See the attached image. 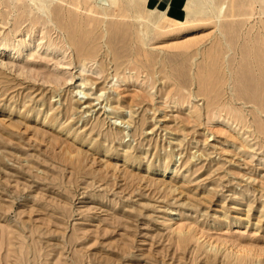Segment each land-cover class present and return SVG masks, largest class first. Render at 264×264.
Wrapping results in <instances>:
<instances>
[{
  "label": "rangeland",
  "instance_id": "rangeland-1",
  "mask_svg": "<svg viewBox=\"0 0 264 264\" xmlns=\"http://www.w3.org/2000/svg\"><path fill=\"white\" fill-rule=\"evenodd\" d=\"M72 1L43 15L0 0V264H236L238 249L264 264V0H213L186 22L161 19L174 0L108 17ZM80 37L95 58L79 61Z\"/></svg>",
  "mask_w": 264,
  "mask_h": 264
},
{
  "label": "bare ground",
  "instance_id": "bare-ground-1",
  "mask_svg": "<svg viewBox=\"0 0 264 264\" xmlns=\"http://www.w3.org/2000/svg\"><path fill=\"white\" fill-rule=\"evenodd\" d=\"M20 1H22V0H19V2ZM57 0H26V2H27V4H29V6H30V8L32 7L34 10H36L37 9V11L38 12H40V14H43V15H45V14H49V11H50V9H51V7L53 6V4L56 2ZM64 1V0H63ZM72 1V0H71ZM87 1H89V2H93L94 3V5L96 6V8L99 10V12H101V14H103V17L105 16V17H108V16H110V15H108V11L109 10H111L112 8H114L115 6H118L117 8L119 9V6H121L122 7V5L120 4L121 2H123V0H87ZM129 1V0H128ZM189 1V3L190 2H193L194 3V1L196 2V5H192V4H186L185 6H182V7H179L178 5H173V6H171L170 8H169V10L161 17V19H166V17H168L171 13H173L175 16H176V19H178L179 21H183V22H186L187 21V19H191V18H194V16H200V15H202V14H208V12L211 10V12H215V9H214V3H213V0H188ZM25 2V1H24ZM73 2V1H72ZM78 2V1H77ZM136 2V1H135ZM12 3V2H11ZM84 3H86V0H85V2ZM147 3V2H146ZM14 2H13V6H14ZM64 4H66V3H64ZM82 4V3H81ZM92 4V3H91ZM124 4V3H123ZM129 4V3H128ZM127 4V5H128ZM15 5H17V4H15ZM25 5V4H24ZM60 5H61V3H60ZM126 5V6H127ZM132 5V4H131ZM68 6H70V5H68ZM73 6V5H72ZM85 6V5H84ZM92 6H93V4H92ZM9 7V6H8ZM11 7V6H10ZM9 7V8H10ZM15 7V6H14ZM61 7V6H60ZM74 7H75V5H74ZM73 7V9H75ZM78 7V6H77ZM120 7V8H121ZM133 8L134 10H136V11H134L135 13L137 12V9L138 8H141L142 6H140V7H138L137 6V9L135 8L136 7V5H135V7H133V6H128V9H130V8ZM36 8V9H35ZM69 8V7H68ZM72 8V7H71ZM79 8V7H78ZM78 8H77V10H78ZM122 8H124V7H122ZM121 8V9H122ZM153 8V7H152ZM23 9H24V7H23ZM66 9V8H65ZM86 9V8H85ZM120 9V12H123V10H121ZM15 10V9H14ZM17 10V9H16ZM62 10H63V8H62ZM61 10V11H62ZM76 10V9H75ZM126 10H127V8H126ZM140 10V9H139ZM144 10V9H143ZM146 10H150V9H146ZM153 10V9H152ZM24 11H26V10H24ZM24 11H23V13H24ZM31 12H32V10H30ZM82 11V10H81ZM94 11V10H93ZM221 11V10H220ZM36 12V11H35ZM37 12V13H38ZM48 12V13H47ZM69 12V11H68ZM78 12V11H77ZM89 12V11H88ZM96 12V11H95ZM94 12V13H95ZM118 12V11H117ZM140 12V11H139ZM146 12V11H145ZM20 13V12H19ZM18 13V14H19ZM54 13V12H53ZM64 13V12H63ZM69 13H72V12H69ZM69 13H67V14H65L64 13V15H69ZM76 13V12H75ZM92 13V12H91ZM124 13V12H123ZM40 14H38V15H40ZM62 14V13H61ZM99 14V13H98ZM117 14V13H116ZM141 14H142V12H141ZM216 14V13H215ZM214 14V15H215ZM217 14H221V12L220 13H217ZM22 16H23V14H21ZM51 15H53L52 14V11H51ZM55 15V14H54ZM58 15V14H57ZM56 15V16H57ZM63 15V16H64ZM70 15H72V14H70ZM93 15V14H92ZM91 15V16H92ZM96 15V14H95ZM153 15H154V13H153ZM159 15V14H158ZM211 16H214V15H212V14H210ZM34 16H36V15H34ZM59 16H61V15H59ZM76 16V15H75ZM79 16V15H78ZM113 16H115V13H114V15ZM113 16H111V17H113ZM130 16V15H129ZM128 16V17H129ZM133 16V15H132ZM146 16V15H145ZM210 16V17H211ZM218 16V15H217ZM24 17H25V15H24ZM50 17V16H49ZM70 17V16H69ZM68 17V18H69ZM73 17V16H72ZM122 17V16H121ZM126 17H127V15H126ZM26 18H27V15H26ZM25 18V19H26ZM29 18V17H28ZM44 18V17H43ZM51 18V20L52 19H54L53 17H50ZM64 18H65V16H64ZM67 18V17H66ZM89 18H90V15H89ZM92 18V17H91ZM90 18V19H91ZM110 18V17H109ZM108 18V19H109ZM139 18H141V17H139ZM153 18V17H152ZM196 18V17H195ZM214 18V17H213ZM216 18V17H215ZM219 18V17H218ZM31 19H32V17H31ZM30 19V20H31ZM36 19H38V18H36ZM46 19V18H45ZM55 19H56V17H55ZM72 19V18H71ZM89 19V20H90ZM112 19V18H111ZM115 19H116V17H115ZM120 19V18H119ZM125 19V18H124ZM137 19V18H136ZM135 19V20H136ZM205 19V18H204ZM29 20V19H28ZM47 20H50V19H47ZM57 20V19H56ZM65 19H63L62 21H64ZM69 20V19H68ZM75 20V19H74ZM73 20V21H74ZM82 20H83V17H82ZM84 20H86V17H85V19ZM92 20V19H91ZM95 20V19H94ZM93 20V21H94ZM123 20V19H122ZM216 20H217V18H216ZM219 20V19H218ZM36 21H38V20H36ZM55 21V20H54ZM78 22H79V20H77ZM98 21V19L96 18V21L95 22H97ZM109 21H111L110 19H109ZM119 21V20H118ZM127 21H128V19H127ZM129 21H130V18H129ZM147 21V20H146ZM149 21V20H148ZM158 21V20H157ZM28 22V21H27ZM31 22V21H30ZM29 22V23H30ZM35 22V21H34ZM44 22V21H43ZM42 22V23H43ZM66 22V21H65ZM70 22H71V20H70ZM91 23H92V21H90ZM152 22H155V21H153V19H152ZM151 22V23H152ZM25 23V22H24ZM37 23V22H36ZM38 23H39V21H38ZM37 23V24H38ZM58 23H60V22H58ZM62 23V22H61ZM69 23V22H68ZM73 23V22H72ZM82 23V22H81ZM86 23H88V22H86ZM107 23V22H106ZM122 23V22H121ZM128 23H130V22H128ZM150 23V22H149ZM157 23V22H156ZM31 24V23H30ZM64 24V23H63ZM67 24V23H66ZM77 24V23H76ZM119 24V23H118ZM133 24V23H132ZM146 24V26H148L147 25V22L145 23ZM145 24H144V29H145ZM40 25H41V23H40ZM49 25V24H48ZM55 25H57L56 23H55ZM61 25V24H60ZM79 25V24H78ZM51 27H52V25H50ZM58 26H59V24H58ZM68 26H69V24H68ZM67 26V27H68ZM76 26V25H75ZM74 26V28H76ZM107 26H108V24H107ZM33 27H35L34 25H33ZM79 27V26H78ZM87 26L85 25L84 26V28H86ZM101 27V26H100ZM110 27V26H109ZM119 27V26H118ZM122 27V26H121ZM143 27V26H142ZM150 28H151V26H149ZM38 28V27H37ZM46 28V27H45ZM59 28V27H58ZM58 28H56V29H58ZM90 28V27H89ZM97 28V27H96ZM112 28H113V26H112ZM117 28V27H116ZM137 28V27H136ZM150 28H149V33H150ZM155 28V27H154ZM60 29V28H59ZM69 29V28H68ZM71 29V28H70ZM93 29H94V27H93ZM100 29H103V28H100ZM114 29H115V27H114ZM129 29V28H128ZM132 29V28H131ZM152 29V28H151ZM65 30H66V26H65ZM65 30H63V31H65ZM78 30V29H77ZM82 31H83V29H81ZM92 30V29H91ZM116 30V29H115ZM146 30V29H145ZM56 31V30H55ZM60 31H61V29H60ZM67 31H69V30H67ZM75 31V30H74ZM73 31V28H72V32H74ZM79 31V30H78ZM81 31V32H82ZM89 31V30H88ZM117 31H118V29H117ZM140 31V30H139ZM142 31V30H141ZM153 31V30H152ZM62 32V31H61ZM85 32V31H84ZM94 32V31H93ZM111 32H113V30L111 31ZM127 32V31H126ZM126 32L124 33V35L126 34ZM133 32H134V29H133ZM64 33V32H63ZM75 33V32H74ZM86 33V32H85ZM106 33H107V30H106ZM115 33H117V32H115ZM143 33V32H142ZM142 33L140 34V38L142 37ZM147 33V32H146ZM40 34V33H39ZM46 34V33H45ZM65 34V33H64ZM63 34V35H64ZM71 34V33H70ZM89 34V33H88ZM88 34H86V36H88ZM94 34V33H93ZM92 34V35H93ZM96 34H97V32H96ZM119 34H120V32H119ZM128 34V33H127ZM137 34H139L138 32H137ZM82 35V34H81ZM85 35V34H84ZM91 35V36H92ZM118 35V34H117ZM123 35V34H122ZM144 35V37H145V34H143ZM149 35V34H148ZM68 36V35H67ZM78 36V35H77ZM104 36H106V35H104ZM103 36V37H104ZM108 36H109V34H108ZM112 36H113V34H112ZM71 37H72V34H71ZM85 37V36H84ZM123 37V36H122ZM74 38V37H73ZM79 38V37H78ZM83 38V37H82ZM118 38V37H117ZM120 38H121V36H120ZM68 39V38H67ZM75 39V38H74ZM97 39V38H96ZM100 39V38H99ZM103 39V38H102ZM111 39V38H110ZM113 39V38H112ZM133 39V38H132ZM69 40H71L70 39V37H69ZM78 40V39H77ZM76 40V41H77ZM80 40H81V37H80ZM94 38H92V37H88L87 39L85 38V39H82L81 41H79L78 40V42H72V41H68V44L70 45V47L74 50L75 48V45L76 46H79V47H82L83 48V50L81 51L80 50V52H79V61L80 62H84V61H88V60H91V59H93V58H95V53H94V49L93 48H90V46L92 45V44H95L94 43ZM112 41V40H111ZM110 41V42H111ZM114 41H115V39H114ZM114 41H113V43H114ZM130 41H132V40H130ZM26 42V41H25ZM119 42V41H118ZM117 42V43H118ZM124 42H126V41H124ZM123 42V43H124ZM133 42V41H132ZM143 42H145L144 40H143ZM142 42V43H143ZM147 42V41H146ZM7 43V42H6ZM9 43V42H8ZM23 43V42H22ZM107 43V42H106ZM51 44V43H50ZM107 44H109V43H107ZM116 44V43H115ZM125 44V43H124ZM141 44V43H140ZM12 45H13V43H12ZM16 45V44H15ZM64 45H65V43H64ZM66 45H67V43H66ZM106 45V44H105ZM110 45V44H109ZM120 45H121V43H120ZM134 45V44H133ZM143 45V44H142ZM27 47H28V45H26ZM39 46H40V44H39ZM126 46H128V45H126ZM18 48H21V47H25L23 44H18V46H17ZM17 47H15V48H17ZM29 47H30V44H29ZM58 47V46H57ZM133 47H134V49H135V46H132V49H133ZM138 47V46H137ZM142 47V46H141ZM145 47V46H144ZM0 48H3L4 50H9L11 47L8 45V44H5V45H3L2 47H0ZM36 48V47H35ZM70 48V49H71ZM85 48V49H84ZM98 48H99V46H98ZM118 48V47H117ZM131 48V47H130ZM129 48V49H130ZM57 49H59V48H57ZM81 49V48H80ZM141 49V48H140ZM107 50V49H106ZM104 51V50H103ZM131 51V50H130ZM129 51V52H130ZM137 51H138V48H137ZM140 51V50H139ZM77 52V51H76ZM105 52V51H104ZM134 52H135V50H134ZM142 52V51H141ZM148 52V51H147ZM74 53H75V50H74ZM97 53H98V51H97ZM124 53H125V50H124ZM146 53V52H145ZM103 54V53H102ZM101 54V55H102ZM140 54V53H139ZM98 55H99V53H98ZM123 55V54H122ZM128 55V54H127ZM126 55V56H127ZM130 55V54H129ZM145 55V54H144ZM77 56V55H76ZM134 56H136V55H134ZM142 56H143V54H142ZM146 56V55H145ZM74 57V59L76 58L75 56H73ZM124 57V56H123ZM147 57V56H146ZM71 58V57H70ZM108 58V57H107ZM118 58V57H117ZM125 58V57H124ZM127 58H129V57H127ZM133 58V57H132ZM144 59V58H143ZM143 59H142V61H143ZM157 59V58H156ZM104 60V59H103ZM108 60V59H107ZM121 60V59H120ZM135 60V59H134ZM138 60V59H137ZM146 60V59H145ZM75 61H77V60H75ZM105 61V60H104ZM112 61V60H111ZM148 61V60H147ZM158 61H160V60H158ZM187 61H188V59H187ZM71 62V61H70ZM119 62V61H118ZM162 62H163V60H162ZM92 63V62H91ZM98 63V62H97ZM138 63H139V60H138ZM141 63V62H140ZM75 64H76V62H75ZM137 64V63H136ZM159 64V63H158ZM80 65H83V64H80ZM98 65V64H97ZM110 66V65H109ZM141 66H143V65H141ZM157 66V65H156ZM148 67V66H147ZM153 68H154V64H153ZM142 70V69H141ZM137 71V70H136ZM145 71H146V69H145ZM142 72V71H141ZM143 72H144V70H143ZM112 74V73H111ZM189 78V77H188ZM192 78V77H191ZM129 79V78H128ZM193 79H194V75H193ZM131 80H132V78H131ZM129 82H130V80H129ZM192 82V81H191ZM192 85H194V84H192ZM128 87V86H127ZM197 87V86H196ZM126 88V87H125ZM82 93V92H81ZM232 93V92H231ZM82 95V94H81ZM172 95H173V93H172ZM84 97V96H83ZM227 100V99H226ZM42 102V101H41ZM179 102L180 101H178V104H179ZM45 103V102H44ZM16 104V103H15ZM44 105V104H43ZM91 106V105H90ZM23 107V106H22ZM26 107H27V105H26ZM34 107V106H33ZM45 107V106H44ZM107 107H109V105H107ZM111 107V106H110ZM24 108V107H23ZM28 108V107H27ZM120 108V107H119ZM33 109V108H32ZM41 109V108H40ZM72 109H73V107H72ZM74 109H75V107H74ZM89 109V108H88ZM121 109H123V108H121ZM17 110V109H16ZM27 110V109H26ZM115 110V109H114ZM124 110V109H123ZM33 111V110H32ZM119 111V110H118ZM69 112H70V109H69ZM132 112V111H131ZM130 112V114H132ZM50 114V113H49ZM48 114V115H49ZM57 114V113H56ZM55 114V115H56ZM47 115V119L49 118L50 119V121H51V123L52 124H54V125H57L58 124V122H59V120H58V116L56 117L55 115H53V114H51V115H49L48 116ZM11 116V115H10ZM45 118V117H44ZM3 121V120H2ZM40 121V120H39ZM61 121V120H60ZM5 122V121H4ZM25 122H26V120H25ZM46 122V121H45ZM1 123V122H0ZM50 123V124H51ZM129 123V122H128ZM28 123H20V122H14V121H7V126L8 127H10V128H12V129H15V130H19V131H24V129H25V131H28V130H30L29 129V126L27 125ZM46 124H47V122H46ZM49 124V125H50ZM52 124H51V126H52ZM67 124V123H66ZM123 124V123H122ZM125 124H127V123H125ZM5 126H6V124H4ZM62 125V124H61ZM73 125V124H72ZM1 126V125H0ZM5 126H3V129H5ZM32 126V125H31ZM66 126H68V125H65V126H57V127H60V129H64V127H66ZM71 126L69 125L68 126V128H70ZM60 131V130H59ZM30 132V131H29ZM33 132V131H32ZM62 132V131H61ZM70 132V131H69ZM25 133V132H24ZM28 133V132H27ZM83 134L84 133H86L85 131H83L82 132ZM0 134H2V132H0ZM34 134V133H33ZM36 134V133H35ZM34 134V135H35ZM76 134V133H75ZM78 134V136H81V134L80 133H77ZM87 134H89L88 132H87ZM40 135V134H39ZM33 136V135H32ZM36 136V135H35ZM40 136H43V135H40ZM58 136V135H57ZM74 136V135H73ZM86 137L88 136V135H85ZM84 136V137H85ZM90 136H91V133H90ZM89 137V136H88ZM88 137H87V140H88ZM94 137V136H93ZM98 137V136H97ZM43 138V137H42ZM44 138L45 139H40V140H46V138L47 137H45L44 136ZM51 138V137H50ZM53 139V138H52ZM96 139V138H95ZM13 140V139H12ZM91 140V139H90ZM97 140V139H96ZM0 141H1V139H0ZM65 141H66V139H65ZM75 141H76V139H75ZM77 141H80V140H77ZM45 142V141H44ZM69 142V141H68ZM41 143H42V141H41ZM54 143H56L55 141H54ZM57 143H58V141H57ZM73 142H71L70 143V145L72 144ZM85 143H86V141H85ZM93 143L94 144H98L97 143V141H93ZM14 144V143H13ZM46 144V143H45ZM83 144V143H82ZM1 145V144H0ZM3 145H4V143H3ZM5 145H7V144H5ZM22 145V144H21ZM58 145V144H57ZM64 145V144H63ZM62 145V146H63ZM90 145V144H89ZM88 145V146H89ZM99 145L101 146V144H100V142H99ZM17 146V145H16ZM66 146V145H65ZM75 146V145H74ZM91 146V145H90ZM76 147V146H75ZM106 146H104V148H105ZM65 148V147H64ZM4 148H2V150H3ZM62 149V148H61ZM76 149H77V147H76ZM102 149V148H101ZM110 149V148H109ZM6 150H7V147H6ZM5 150V152H8V151H6ZM11 150V149H10ZM9 150V151H10ZM70 150L71 149H69V148H67V146H66V155L65 156H67L68 154H70L71 152H70ZM79 150H80V148H79ZM82 150V149H81ZM97 150V149H96ZM113 149L111 148V151H112ZM14 151V150H13ZM61 151H63V149L61 150ZM73 151V150H72ZM77 151V150H76ZM84 151V150H83ZM94 151H95V149H94ZM98 151H100V150H98ZM114 151V150H113ZM112 151V152H113ZM4 151L3 152H1V154H0V174H2L1 173V167L3 166V167H5V161L6 162H8V160H10L9 158L10 157H12V156H8V154H6ZM80 152V151H79ZM79 152L77 151V153H76V155L77 154H79ZM85 152V151H84ZM11 153V152H10ZM13 153V152H12ZM17 153V152H16ZM15 153V154H16ZM73 154L75 153V152H72ZM71 153V154H72ZM111 153V152H110ZM132 153V152H131ZM81 154H82V151H81ZM135 154V153H134ZM83 155V154H82ZM16 156V155H15ZM48 156H49V154H48ZM32 157V156H31ZM34 157V156H33ZM71 157H73V155H71ZM75 157V156H74ZM92 157H94L93 155H92ZM124 157H125V155H124ZM127 157V156H126ZM17 158V157H16ZM16 158L14 159V160H16ZM21 158V157H20ZM13 159V158H12ZM39 159V158H38ZM63 159V158H62ZM72 159V158H71ZM70 159V160H71ZM88 159H90L89 157H88ZM92 159V158H91ZM91 159H90V161H91ZM17 161H19L18 159H17ZM67 161V160H66ZM136 161V160H135ZM13 162V161H12ZM130 162H132V161H130ZM9 163V162H8ZM11 163V162H10ZM9 163V164H10ZM19 163H20V161H19ZM24 163V162H23ZM69 163V162H68ZM77 163V162H76ZM87 163V162H86ZM135 163V162H134ZM138 163H139V161H138ZM9 164H8V167H9ZM17 164V163H16ZM78 164V163H77ZM140 164V163H139ZM151 164V163H150ZM30 165H32L31 163H30ZM29 165V166H30ZM168 165V164H167ZM6 166H7V163H6ZM26 167V166H25ZM28 167V166H27ZM40 168V167H39ZM9 169V168H8ZM30 169V168H29ZM33 169H35V166H34V168ZM4 170V169H3ZM82 170H83V168H82ZM149 171V170H148ZM26 172V171H25ZM28 172H29V170H28ZM27 172V173H28ZM78 172H80V171H78ZM17 173V172H16ZM46 173V172H45ZM44 173V174H45ZM163 173L165 174L166 172L165 171H163ZM64 174V173H63ZM12 176H13V174H11ZM27 175H29V173L27 174ZM31 175H33V174H31ZM38 175H39V173H38ZM46 175H47V173H46ZM49 175V174H48ZM127 175V174H126ZM125 175V176H126ZM128 175H130V174H128ZM4 176V175H3ZM15 177H17L16 175H14ZM18 176H20V175H18ZM34 176V175H33ZM131 176V175H130ZM129 176V177H130ZM0 177H1V179L3 178L2 177V175H0ZM22 177H23V174H22ZM28 177V176H27ZM29 177H31L30 175H29ZM28 177V178H29ZM35 177V176H34ZM37 177V176H36ZM40 177H42V176H39V178ZM13 178V177H12ZM19 178V177H18ZM17 178V179H18ZM24 178V177H23ZM27 178V179H28ZM44 178V177H43ZM147 178H149L148 176H147ZM5 179H6V175H5V177H4V179H3V181H5ZM7 179H9L8 177H7ZM20 179V178H19ZM18 179V180H19ZM41 180H42V178H40ZM59 179V178H58ZM129 179V178H128ZM152 179H154V178H152ZM14 180V179H13ZM23 180V179H22ZM29 180V179H28ZM44 180V179H43ZM51 180V179H50ZM60 180V179H59ZM1 181V180H0ZM10 181V180H9ZM47 181L49 182V180L47 179ZM17 182H19V181H17ZM5 183V185H6V182H4ZM15 183H16V181H15ZM22 183H24V182H22ZM33 184V183H32ZM1 185V184H0ZM24 185H27L26 183H24ZM2 186H4V185H1V188H3ZM19 186V185H18ZM31 186V185H30ZM9 187V186H8ZM33 187H34V185H33ZM169 187V186H168ZM27 188L29 189V190H31L30 188H29V186H27ZM5 189H6V187H5ZM4 189V190H5ZM26 189V188H25ZM173 189V188H172ZM27 190V189H26ZM32 191V190H31ZM30 192V191H29ZM167 193V192H166ZM166 196V195H165ZM45 198V197H44ZM2 203V202H1ZM3 204V203H2ZM5 204V203H4ZM174 205V204H173ZM0 206H1V204H0ZM2 208H3V206H2ZM13 208V207H12ZM10 212H11V208H10V210H9ZM172 212V211H171ZM6 213V212H5ZM175 214V213H174ZM174 216V215H173ZM118 219V218H117ZM112 222H113V220H112ZM115 222H116V219H115ZM125 223V222H124ZM125 224H127V223H125ZM124 226H127V225H124ZM129 227V226H128ZM118 230V229H117ZM116 232V231H115ZM87 234V233H86ZM124 234V233H123ZM182 234V233H181ZM185 234H187L186 232H185ZM192 234H193V232H192ZM127 235V234H126ZM178 235L180 236V232L178 233ZM184 235V234H183ZM124 237H125V235H124ZM123 237V238H124ZM188 237L189 238H195L194 237V235H189L188 234ZM196 237H197V235H196ZM122 238V237H121ZM120 238V239H121ZM126 238V237H125ZM127 239H128V237H127ZM126 239V240H127ZM180 239V238H179ZM179 240H177V242H178ZM121 242V241H120ZM119 242V243H120ZM124 242V241H123ZM103 243V242H102ZM125 243V242H124ZM127 243H128V241H127ZM179 243H181V241L179 242ZM104 244V243H103ZM130 245H131V243H130ZM212 246H213V244H212ZM119 247H120V244H119ZM180 247H182V246H180ZM183 247H184V244H183ZM123 249H125L126 247L125 246H123L122 247ZM130 248V247H129ZM132 248V247H131ZM131 248H130V251L129 252H131V251H133V250H131ZM110 250V249H109ZM112 250V249H111ZM114 250V249H113ZM117 249H115V251H116ZM127 250H128V248H127ZM234 250H236V248H234ZM128 252V254L130 255V253ZM139 252V251H138ZM144 252V251H143ZM135 253V252H134ZM149 253H151L150 252V250H149ZM142 254V253H141ZM146 254V253H145ZM152 254V253H151ZM250 254H251V252H250ZM127 255V254H126ZM136 255V254H135ZM146 255H148V253L146 254ZM150 255V254H149ZM154 255V254H153ZM152 255V256H153ZM206 255V254H205ZM235 255L236 256H238L236 259H235V262H236V264H244V263H247V261H245V259L249 256V251H242L241 249H238V250H236L235 251ZM262 255V254H261ZM208 256H209V254H208ZM103 257H105V256H103ZM154 257H156V256H154ZM158 257V256H157ZM197 257H198V254H197ZM197 257H196V255H195V259H196V262H197ZM107 258V257H106ZM120 258V257H119ZM123 257H121V259H122ZM138 258V257H137ZM199 258V257H198ZM211 258V257H210ZM235 258V257H234ZM140 259H142V257L140 258ZM152 259H153V257H152ZM151 259V260H152ZM155 259V258H154ZM213 259H214V257H213ZM107 260H108V258H107ZM107 260H106V262H107ZM111 260V259H110ZM109 260V261H110ZM113 260V259H112ZM111 260V261H112ZM156 260V259H155ZM154 260V262H156ZM205 260H206V262H207V259L205 258ZM114 261H116V260H114ZM122 261H124V260H122ZM146 261H148V260H146ZM209 261H211L212 262V260H209ZM145 262V261H144ZM232 262H233V260H232ZM108 263V262H107ZM117 263V262H116ZM146 263V262H145ZM149 263H150V261H149ZM148 263V264H149ZM152 263V262H151ZM207 264H208V262H207ZM212 264V263H211ZM223 264V263H222ZM225 264V263H224Z\"/></svg>",
  "mask_w": 264,
  "mask_h": 264
},
{
  "label": "crops",
  "instance_id": "crops-1",
  "mask_svg": "<svg viewBox=\"0 0 264 264\" xmlns=\"http://www.w3.org/2000/svg\"><path fill=\"white\" fill-rule=\"evenodd\" d=\"M150 1V6L157 7L158 9H163L165 6H168L173 0H148ZM183 0H174V5H178V3Z\"/></svg>",
  "mask_w": 264,
  "mask_h": 264
}]
</instances>
